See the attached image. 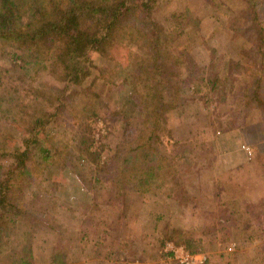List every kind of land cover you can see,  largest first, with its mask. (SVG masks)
Returning <instances> with one entry per match:
<instances>
[{
    "label": "rangeland",
    "instance_id": "rangeland-1",
    "mask_svg": "<svg viewBox=\"0 0 264 264\" xmlns=\"http://www.w3.org/2000/svg\"><path fill=\"white\" fill-rule=\"evenodd\" d=\"M148 14L123 23L104 55L69 59L86 72L80 83L45 72V63L15 72L30 101L27 117L14 116L0 136V153L23 149L28 130L42 125L0 220V264H178L168 245L186 242L204 264H264V109L254 97L264 100V46L256 48L251 10L244 0H155ZM156 80L169 100L159 117L148 97L130 94L131 83L143 95ZM82 118L92 121L89 141ZM153 130L178 173L147 193L125 191L82 152L101 150L102 165L127 136ZM7 164L0 157V182Z\"/></svg>",
    "mask_w": 264,
    "mask_h": 264
},
{
    "label": "trees",
    "instance_id": "trees-1",
    "mask_svg": "<svg viewBox=\"0 0 264 264\" xmlns=\"http://www.w3.org/2000/svg\"><path fill=\"white\" fill-rule=\"evenodd\" d=\"M154 1L0 0V49L6 50L1 56L8 57L11 61L9 69L0 67V116L2 115L0 120L4 123L3 126L0 123V136L2 137L5 134L4 131L15 124L14 116L27 117L26 107L30 100L27 93L24 94L25 88L20 86L19 90L14 83L17 77L15 72L24 71L30 65L45 63L43 65L45 72L55 75L56 68H58L63 73L61 79L80 83L77 79L84 78L86 72H82L81 68L71 64L69 59L84 56L92 51H102L104 55L105 50L102 45H106L107 38H112L114 32L119 31L126 21L131 20L138 24V21L147 18L149 8L152 7ZM244 3L253 15L251 29L259 35L256 48L261 50L264 46V28L260 26L259 15L264 14V7L258 9L257 5L255 6L248 0H244ZM139 15L140 19L133 18ZM145 25L152 27L148 22ZM18 61L20 64L17 63ZM142 81L140 79V83ZM148 83L149 81L142 86L147 87ZM131 84V95L139 100L148 97L150 106L153 108L151 111L153 117H159L167 111L166 106L169 100H166V91L163 89L162 82L156 80L155 85L145 89L143 95L137 83ZM35 93L37 96H45L39 91ZM254 97L257 106L264 109L263 98H260L258 93ZM87 106L89 107L90 103ZM103 106V100H96L93 119L97 117L96 110ZM47 116L50 115L47 114ZM41 122L37 120L35 127H40ZM81 124L88 134L89 141L92 121L82 118ZM145 124L146 121H143L144 127ZM35 127L28 130L31 135L29 134L27 138L32 137V141L23 138V149L13 144L3 148L0 153L1 158L8 160L6 177L0 182V220L2 214L8 211L6 205L12 207L10 197L15 183L27 171L28 147L37 143V140H33V136L40 132V130H35ZM83 139L82 145L87 141L86 138ZM156 145H164V142L153 130L150 134L141 132V135L136 134L135 137L127 136L121 145L110 151V161L102 165H100L101 150L95 148L91 151L83 148L82 152L92 156V163L97 169L103 171L110 168L116 175V183L126 184L125 191L147 193L152 186L160 185L163 180H172L178 173L174 160L160 156ZM41 151L43 160L47 161L49 152ZM1 237L2 227L0 225V240ZM184 247L190 253L195 254L196 250L189 243L186 242Z\"/></svg>",
    "mask_w": 264,
    "mask_h": 264
},
{
    "label": "built area",
    "instance_id": "built-area-1",
    "mask_svg": "<svg viewBox=\"0 0 264 264\" xmlns=\"http://www.w3.org/2000/svg\"><path fill=\"white\" fill-rule=\"evenodd\" d=\"M168 250L178 264H204L206 260L203 254L190 253L182 246H173L172 244H169Z\"/></svg>",
    "mask_w": 264,
    "mask_h": 264
}]
</instances>
